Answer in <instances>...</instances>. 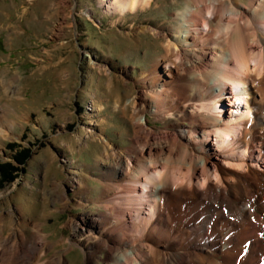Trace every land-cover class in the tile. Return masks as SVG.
Listing matches in <instances>:
<instances>
[{"label":"bare ground","instance_id":"1","mask_svg":"<svg viewBox=\"0 0 264 264\" xmlns=\"http://www.w3.org/2000/svg\"><path fill=\"white\" fill-rule=\"evenodd\" d=\"M99 2L121 16L150 4ZM171 14L150 28L164 52L122 107L129 144L101 138L94 155L105 211L69 219L56 242L36 223L0 225V264H69L72 246L81 264L101 252L103 264H264V0H184ZM10 122L0 110L1 138ZM69 174L85 206L88 178ZM58 242L68 246L43 257Z\"/></svg>","mask_w":264,"mask_h":264},{"label":"rangeland","instance_id":"2","mask_svg":"<svg viewBox=\"0 0 264 264\" xmlns=\"http://www.w3.org/2000/svg\"><path fill=\"white\" fill-rule=\"evenodd\" d=\"M183 1L150 0L121 16L99 0H0V110L11 121L0 137V165L11 178L0 173L4 234L17 226L27 233L36 223L56 242L71 236L69 219L105 211L96 200L102 186L94 155L103 138L129 144L122 107L138 91L141 72L164 52L150 28L172 23ZM73 169L88 178L82 207L72 204L79 197L68 186ZM67 246L55 243L43 257ZM66 257L81 264L84 252L72 246Z\"/></svg>","mask_w":264,"mask_h":264},{"label":"trees","instance_id":"3","mask_svg":"<svg viewBox=\"0 0 264 264\" xmlns=\"http://www.w3.org/2000/svg\"><path fill=\"white\" fill-rule=\"evenodd\" d=\"M0 173L3 175L4 178H7V179H11L9 176H6L5 173H4V170H3V166L0 165ZM6 173H10L6 170ZM5 179V180H7Z\"/></svg>","mask_w":264,"mask_h":264}]
</instances>
